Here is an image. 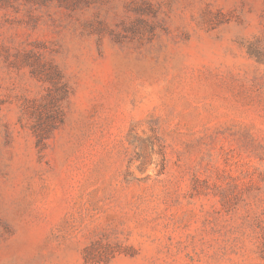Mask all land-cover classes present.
Here are the masks:
<instances>
[{"label": "rangeland", "instance_id": "obj_1", "mask_svg": "<svg viewBox=\"0 0 264 264\" xmlns=\"http://www.w3.org/2000/svg\"><path fill=\"white\" fill-rule=\"evenodd\" d=\"M0 264H264V0H0Z\"/></svg>", "mask_w": 264, "mask_h": 264}]
</instances>
